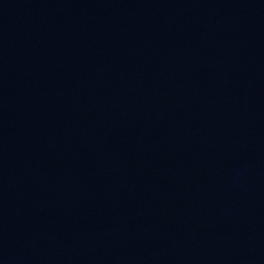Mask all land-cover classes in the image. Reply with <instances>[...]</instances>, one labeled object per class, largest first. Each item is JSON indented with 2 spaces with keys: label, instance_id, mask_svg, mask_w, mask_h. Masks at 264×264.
I'll return each mask as SVG.
<instances>
[{
  "label": "water",
  "instance_id": "water-1",
  "mask_svg": "<svg viewBox=\"0 0 264 264\" xmlns=\"http://www.w3.org/2000/svg\"><path fill=\"white\" fill-rule=\"evenodd\" d=\"M0 264H264V0H0Z\"/></svg>",
  "mask_w": 264,
  "mask_h": 264
}]
</instances>
